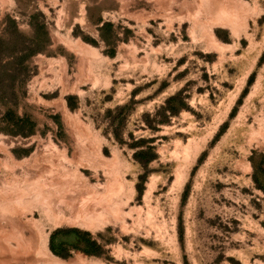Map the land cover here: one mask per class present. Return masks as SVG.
<instances>
[{
	"label": "rangeland",
	"instance_id": "374dc122",
	"mask_svg": "<svg viewBox=\"0 0 264 264\" xmlns=\"http://www.w3.org/2000/svg\"><path fill=\"white\" fill-rule=\"evenodd\" d=\"M30 263L264 264V0H0V264Z\"/></svg>",
	"mask_w": 264,
	"mask_h": 264
},
{
	"label": "trees",
	"instance_id": "16d2710c",
	"mask_svg": "<svg viewBox=\"0 0 264 264\" xmlns=\"http://www.w3.org/2000/svg\"><path fill=\"white\" fill-rule=\"evenodd\" d=\"M52 250L54 251V252H56V253H59L57 250H55L54 248H52Z\"/></svg>",
	"mask_w": 264,
	"mask_h": 264
},
{
	"label": "bare ground",
	"instance_id": "6f19581e",
	"mask_svg": "<svg viewBox=\"0 0 264 264\" xmlns=\"http://www.w3.org/2000/svg\"><path fill=\"white\" fill-rule=\"evenodd\" d=\"M7 254V253H6ZM5 256V255H4ZM47 261H49V260H46V263H47ZM51 261V260H50ZM31 264V263H30Z\"/></svg>",
	"mask_w": 264,
	"mask_h": 264
}]
</instances>
